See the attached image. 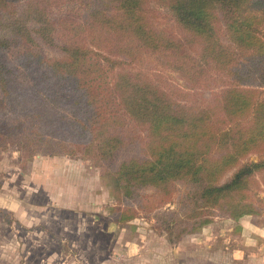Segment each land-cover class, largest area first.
I'll return each mask as SVG.
<instances>
[{"label": "trees", "instance_id": "1", "mask_svg": "<svg viewBox=\"0 0 264 264\" xmlns=\"http://www.w3.org/2000/svg\"><path fill=\"white\" fill-rule=\"evenodd\" d=\"M44 1L0 0V91L24 117L39 118L31 113L43 108L54 119H41L25 132L21 122H3V136L22 130L25 153L37 149L73 156L82 150L96 155L108 168L104 177L124 200L137 202L148 191L168 194L172 184L178 185L180 213L159 217L168 235L196 233L212 222L216 210L232 220L261 214L251 184L264 172V159L240 164L264 145V0H67L85 2L86 24L77 35L89 30L92 46L99 33L106 36L102 44L114 43L121 59L103 57L111 69L140 59L171 58V67L193 87L209 90L213 80L225 84L218 105L196 109L175 101L140 73H120L115 82L120 110L146 130L145 142L133 127L127 133L122 121L106 118L98 108L94 85H83L82 79L101 73L91 60L96 53L56 36ZM152 3L169 9L186 41L155 28ZM19 45L29 47L24 66L35 86L50 93L46 99L37 93L32 106L22 93L11 95L17 70L5 53ZM196 46L197 55L191 53ZM53 52L59 56L52 57Z\"/></svg>", "mask_w": 264, "mask_h": 264}, {"label": "rangeland", "instance_id": "2", "mask_svg": "<svg viewBox=\"0 0 264 264\" xmlns=\"http://www.w3.org/2000/svg\"><path fill=\"white\" fill-rule=\"evenodd\" d=\"M44 3L59 39L84 45L96 53L91 55V60L101 67V73L82 79L83 85H94L92 93L97 97L98 108L106 118L122 121L128 131L133 127L137 134L141 133L143 142L147 140L146 130L123 115L119 107L115 82L124 71L144 75L183 105L196 109L207 104L218 105L225 84L213 80L209 82V90L193 87L171 67V58L160 62L140 59L111 69L103 57L121 59L114 53V43L102 44L106 36L99 33L97 46H92L87 36L89 30L82 35L76 33L86 24L85 2L46 0ZM150 11L156 29L177 41L188 39L169 9L152 3ZM28 50L25 45L15 46L5 53V58L17 70L11 95L13 91L22 93L32 106L37 93L45 99L50 93L35 86L32 73L24 66L23 55ZM199 50L196 46L191 53L197 55ZM52 54L55 58L59 56L57 52ZM45 57L52 59L49 55ZM212 76L219 80L217 71L213 70ZM35 77L39 79L41 74L37 72ZM8 100L0 91V264H264V260L261 262L255 256L253 242L246 246L245 254H238L242 236L239 220L217 210L211 216L212 222L196 233L180 238L168 235L159 217L163 213H180L177 202L182 189L176 184L171 185L168 194L148 191L132 202L124 200L104 177L108 168L102 166L96 155H85L82 150L73 156L50 155L37 149L23 152L20 140L24 132L32 125L38 127L39 121L54 117H49L48 110L38 108L31 114L40 115L39 118H26ZM3 122L11 126L21 122L24 132L17 130L14 136H3ZM262 159L264 145L245 157L240 166ZM263 178L264 172H260L251 184V197L263 208L261 214L264 213Z\"/></svg>", "mask_w": 264, "mask_h": 264}, {"label": "crops", "instance_id": "3", "mask_svg": "<svg viewBox=\"0 0 264 264\" xmlns=\"http://www.w3.org/2000/svg\"><path fill=\"white\" fill-rule=\"evenodd\" d=\"M238 224L242 232L237 247L238 254H245L246 246L253 242L255 256L260 257L262 262L264 260V213L255 217H243Z\"/></svg>", "mask_w": 264, "mask_h": 264}]
</instances>
